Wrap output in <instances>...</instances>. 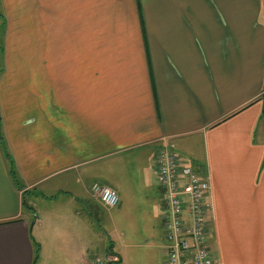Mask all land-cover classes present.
I'll return each instance as SVG.
<instances>
[{"label":"crops","instance_id":"1","mask_svg":"<svg viewBox=\"0 0 264 264\" xmlns=\"http://www.w3.org/2000/svg\"><path fill=\"white\" fill-rule=\"evenodd\" d=\"M3 5L0 264H39L41 205L53 235L86 197L106 209L94 183L117 192L113 210L140 224L129 240L164 264L166 142L211 184L215 264H264V0Z\"/></svg>","mask_w":264,"mask_h":264},{"label":"built area","instance_id":"2","mask_svg":"<svg viewBox=\"0 0 264 264\" xmlns=\"http://www.w3.org/2000/svg\"><path fill=\"white\" fill-rule=\"evenodd\" d=\"M156 180L163 193L162 221L164 264H215L211 240V184L191 167L184 166L167 142L155 158ZM91 195L104 208L118 205L116 191L94 183Z\"/></svg>","mask_w":264,"mask_h":264},{"label":"rangeland","instance_id":"3","mask_svg":"<svg viewBox=\"0 0 264 264\" xmlns=\"http://www.w3.org/2000/svg\"><path fill=\"white\" fill-rule=\"evenodd\" d=\"M3 4L4 0H0V58L4 57L6 29ZM86 202L88 204L85 207L69 209L71 216L75 218L64 222L60 232L55 235L51 230L57 225V220L46 213L47 208L52 209L51 206L41 205L40 208H36L35 216L44 215L47 218L40 235L42 259L39 260V264H72L73 261L79 260L81 255L87 258L93 254L100 257L97 258L98 264H104L107 259L115 258L117 255L122 259V264H157L158 258H155L153 252L137 246L139 239L132 241L128 238L129 231H137L140 228L137 220H132L129 224L124 222L115 210L103 209L90 202L88 197ZM88 206H92L93 209ZM76 212L83 217H78ZM84 230H87V234H84ZM209 244L213 254L215 251L213 238ZM161 252L162 255L163 251ZM213 259L215 260L214 254Z\"/></svg>","mask_w":264,"mask_h":264},{"label":"trees","instance_id":"4","mask_svg":"<svg viewBox=\"0 0 264 264\" xmlns=\"http://www.w3.org/2000/svg\"><path fill=\"white\" fill-rule=\"evenodd\" d=\"M0 140H1V135H0ZM37 247L38 246H36V261L38 260L37 253L39 252V247L38 248ZM114 263H115V261L110 260V261H108L107 264H114Z\"/></svg>","mask_w":264,"mask_h":264}]
</instances>
